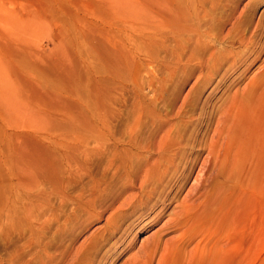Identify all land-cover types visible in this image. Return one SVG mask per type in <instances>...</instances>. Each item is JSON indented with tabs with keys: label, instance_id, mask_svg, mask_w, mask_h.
I'll use <instances>...</instances> for the list:
<instances>
[{
	"label": "rangeland",
	"instance_id": "374dc122",
	"mask_svg": "<svg viewBox=\"0 0 264 264\" xmlns=\"http://www.w3.org/2000/svg\"><path fill=\"white\" fill-rule=\"evenodd\" d=\"M0 264H264V0H0Z\"/></svg>",
	"mask_w": 264,
	"mask_h": 264
},
{
	"label": "bare ground",
	"instance_id": "6f19581e",
	"mask_svg": "<svg viewBox=\"0 0 264 264\" xmlns=\"http://www.w3.org/2000/svg\"><path fill=\"white\" fill-rule=\"evenodd\" d=\"M109 7H110V6H109ZM180 213H181V212H180ZM191 213H192V212H191ZM186 216H187V215H186ZM177 217H178V216H177ZM187 217H188V216H187ZM183 218H184V217H183ZM181 219H182V216H181ZM181 219H180V220H181ZM186 221H187V220H186ZM182 223H183V222H182ZM186 223H187V222H186ZM180 225H181V224H180V221L177 220V223L174 224V227H175V228H178ZM190 236H191V235H190ZM179 241H181V240H179ZM183 243H184V242H183ZM156 245L158 246V243H157ZM177 245H180V246H181V242H180V244H179V242H178ZM177 245H176V246H177ZM177 248H178V247H177ZM151 251H152V250H151ZM150 254H151V253H150ZM150 254H148V255H149L148 257L151 256ZM149 259H150V258H149ZM146 263H147V261H146Z\"/></svg>",
	"mask_w": 264,
	"mask_h": 264
}]
</instances>
